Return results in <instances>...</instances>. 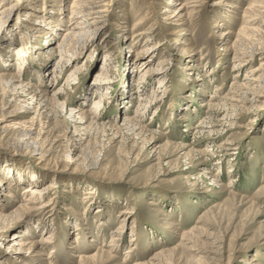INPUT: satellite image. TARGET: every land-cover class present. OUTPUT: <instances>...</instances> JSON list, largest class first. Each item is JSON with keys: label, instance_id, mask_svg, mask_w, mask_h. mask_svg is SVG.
<instances>
[{"label": "rangeland", "instance_id": "374dc122", "mask_svg": "<svg viewBox=\"0 0 264 264\" xmlns=\"http://www.w3.org/2000/svg\"><path fill=\"white\" fill-rule=\"evenodd\" d=\"M219 1L174 0L187 20L177 26L165 20L170 0H103L96 31L66 55L57 46L73 0H7L0 264H77L118 226L108 264H264V0ZM53 7L65 23L49 24ZM102 66L107 79L95 81ZM139 93L158 101L140 111ZM78 111L100 119L73 122ZM27 187L47 190L14 217ZM15 234L52 239L22 260Z\"/></svg>", "mask_w": 264, "mask_h": 264}, {"label": "bare ground", "instance_id": "6f19581e", "mask_svg": "<svg viewBox=\"0 0 264 264\" xmlns=\"http://www.w3.org/2000/svg\"><path fill=\"white\" fill-rule=\"evenodd\" d=\"M29 1H31V0H29ZM102 2H103V0H73V3H72L73 5H71V7H70V15L71 16L69 18L73 22H70V20H69V23L71 24V29H67L66 31H64L62 41L59 44V46H57V48L59 47L61 49L60 52H62L63 54L69 55L73 51V48H76V47L78 48L79 45L83 44V41L85 40V38H87L88 35H91L96 31L95 30L93 32L92 28H93L94 24L99 23L98 22V20L100 18L99 17L100 16L99 9L103 6L101 4ZM224 2H225V0L224 1L220 0L217 4L222 5V4H224ZM6 3H7V0H0V23L3 22L2 17L7 12L6 8H4ZM58 3H60V0H58ZM14 6H17V5H14ZM228 6L232 7L231 4H229ZM17 7H21V6L18 5ZM164 8H165L164 9L165 20H167L170 25H172V24L176 25V23H177V26H183V25L187 24L184 6L178 7L177 2L174 3V0H170V4H166V6ZM52 9L55 11L57 10V11L56 12L54 11L52 14L49 13V15H50L49 24H51V22H52L51 20H54V21L59 20L62 23H65L63 15L60 14V12H58V10H60V7L56 8V9L53 7ZM250 12H254V11L250 10ZM95 19H97V20H95ZM5 22H7V20ZM149 34H150V32L147 31V29H144V31L141 32L138 36H142L141 39H145L144 43H148L149 39L151 38ZM47 40H50V39H47ZM176 43H178V41ZM154 46H157V42L153 43L152 48H154ZM236 48L237 47L235 46V44H233L230 47L229 51L232 52L234 55V58L237 59L238 56H240L241 54H240V52H238L239 50H237ZM150 50H151V54L154 55V53H155L154 50L153 49H150ZM146 51L147 50L144 49V51H142L143 53L139 52L138 54H144V53H146ZM23 53H25L23 47L18 48V54L20 56H24V55H22ZM175 55H177V52ZM60 59L63 60L62 58H60ZM236 62H239V61H236ZM5 63H8V61H6ZM23 63H24V61L21 63V65ZM129 69L131 70L130 72L133 73L134 65H131V67L129 66ZM152 70H154V69H148V71L146 69V71H144V74H146V73L149 74L150 72H152ZM258 70H260V68ZM261 76H263V74ZM17 78L18 77L16 75H3V77H1V79H5L7 81V84H10V83L17 81L18 80ZM106 79L107 78L105 77V66H102L100 68V71L95 75V81L101 82V81H105ZM138 84H140V83H138ZM127 90H126L127 95H125L126 98L124 100L126 101L127 104H130L131 100H132V96L129 95L130 90L129 89H127ZM59 92H60V90H59ZM54 94H53V96L57 95L56 93H54ZM154 94L155 93H152L151 96H146V97L141 96L140 93L137 95L138 96V103H139L138 104L139 110H140V108H143L145 110V108H147V105H149L152 102L158 101V96H155ZM86 96H88V95H86ZM31 99L35 100L36 98L34 96ZM43 102H44L43 96H41L39 101H36V103L39 106L44 105ZM100 107H101V101L95 100L94 106L92 107V109L95 110V109L100 108ZM207 107H208V105L207 106L204 105V108H207ZM78 112H80L81 114H79L77 117H75V115H72V113H70V117L73 120V122L79 121L78 123H82V121H84L83 116L85 114L82 111H78ZM85 116H86L85 120L87 119L88 121H90V125L95 123L96 121H98L100 119L99 116H97L96 112H92V111H89L88 115H85ZM136 116H139V114H137ZM124 119L126 120L127 123L133 122V119H131L129 117H125ZM201 127H202V125H201ZM197 128H199V127H196L195 129H197ZM199 131H202V130H199ZM3 184H4V182L2 180H0V186H3ZM44 190H47V189L42 190V189H37L36 187H31V188L27 187L23 191V193L29 194L28 199L26 201L28 203L27 204L24 203L21 206H19V208L16 210V212H17L16 216L14 215V217H19L21 214H23L26 211H28L29 209H31V207H30V204L32 202L31 199L38 197L40 194H43ZM7 196L12 197L13 195L11 194V192H9ZM149 206L158 207L159 205H158V202L151 201V202H149ZM3 218L5 220V218H7V217L6 216L1 217V215H0V219H3ZM8 222H7V224L6 223L2 224V228L7 227V225L9 224ZM121 230H122L121 226H118L117 229L114 231V233H112V235L110 237L111 239H110L109 244L108 245L99 244L94 249L96 251L94 254H90L89 249L88 250L86 249L88 252L85 251L84 253H80L79 255H77L75 257L77 259L76 263L77 264H108L112 260V256H111L112 249L118 248V244L114 243L113 238L114 237L117 238L121 234ZM21 236L22 235H16L15 234L14 240H13V243L11 246L13 248L12 250H13L14 254L16 255V257L22 258V260H23V258H25V260H26L27 257L29 258V260H31L33 258L32 257L33 254H37V253H35V249H36L35 247L36 246L38 247L39 245H41L43 243H49L50 242L49 240L52 239L51 236L42 237L40 239V242H38L36 240H31L29 238H22ZM102 237H104V235ZM161 254H162V252L156 253L155 257H153L152 260H157V258L159 256H161ZM41 255H43V254H41ZM51 258L52 257L49 255L47 257V260H49ZM125 260H126V258L124 259V261ZM252 261L257 262L255 259H252ZM242 262L244 264H249L248 262H245V261H242ZM51 263H52V261H48V264H51ZM141 264H147V263H141Z\"/></svg>", "mask_w": 264, "mask_h": 264}]
</instances>
